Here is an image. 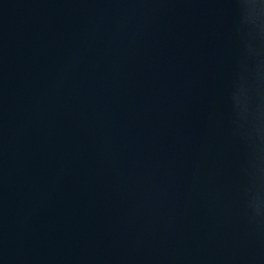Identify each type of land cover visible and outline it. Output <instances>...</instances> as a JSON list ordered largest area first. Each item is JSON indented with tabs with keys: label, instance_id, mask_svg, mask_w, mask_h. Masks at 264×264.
I'll return each mask as SVG.
<instances>
[{
	"label": "water",
	"instance_id": "obj_1",
	"mask_svg": "<svg viewBox=\"0 0 264 264\" xmlns=\"http://www.w3.org/2000/svg\"><path fill=\"white\" fill-rule=\"evenodd\" d=\"M0 264H264V19L0 0Z\"/></svg>",
	"mask_w": 264,
	"mask_h": 264
},
{
	"label": "clouds",
	"instance_id": "obj_2",
	"mask_svg": "<svg viewBox=\"0 0 264 264\" xmlns=\"http://www.w3.org/2000/svg\"><path fill=\"white\" fill-rule=\"evenodd\" d=\"M245 7L250 15L264 19V0H245ZM259 211V209H257Z\"/></svg>",
	"mask_w": 264,
	"mask_h": 264
}]
</instances>
